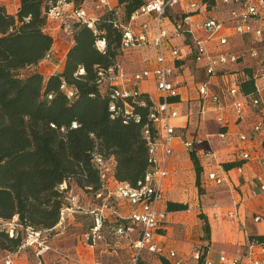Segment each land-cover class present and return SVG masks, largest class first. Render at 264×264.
<instances>
[{
	"label": "trees",
	"instance_id": "trees-1",
	"mask_svg": "<svg viewBox=\"0 0 264 264\" xmlns=\"http://www.w3.org/2000/svg\"><path fill=\"white\" fill-rule=\"evenodd\" d=\"M55 1L20 0L16 14H9L0 6V253L3 256L24 251L20 248L25 228L49 232L59 225L62 211L69 205L66 193L72 189V182L95 200L103 186L101 170L95 162L97 155L112 159L113 178L133 187L151 169L144 131L148 128L154 136L157 133L150 119L155 102L148 94L130 101L133 115L141 120L125 123L122 115L110 109L112 102L122 105L121 100L113 99L117 87L99 84L100 72L117 68L123 54V31L115 24L128 23L143 1L118 0L120 15L116 11L103 14L97 22V34L87 25L70 20L74 45L67 53L63 70L45 80L36 68L46 62L49 52H55L54 38L46 32L50 22L47 12ZM69 1L78 8L84 2ZM205 2L209 10L216 5L215 0ZM101 40L106 41L103 50L97 46ZM51 62L58 63L55 53ZM80 69H84L83 75L79 74ZM242 74V93H254L256 70L244 68ZM64 84L66 89L62 90ZM170 101L175 102L176 98ZM74 123L79 125L77 129L72 127ZM197 153V150L191 153V160L200 177L204 165ZM64 183L67 190L61 191ZM97 201L92 208L103 204L102 200ZM106 205L103 229L111 223L115 233L120 224H127L120 216L129 217L132 206L113 200ZM186 209L184 204L170 202L166 211ZM14 217L18 222L11 238L7 224ZM91 220L88 231L93 226L92 216ZM205 231L209 237L208 222ZM251 239L264 242V237L251 236Z\"/></svg>",
	"mask_w": 264,
	"mask_h": 264
},
{
	"label": "built area",
	"instance_id": "built-area-1",
	"mask_svg": "<svg viewBox=\"0 0 264 264\" xmlns=\"http://www.w3.org/2000/svg\"><path fill=\"white\" fill-rule=\"evenodd\" d=\"M143 5L135 11L129 22L116 23L115 27L123 31L122 51L127 52L133 49H142L145 47L153 48L156 52V67L153 70L140 71L132 75L131 78L125 77L119 69L111 67L107 72H100L99 84H113L117 88L114 90L113 99L121 100L122 105L117 106L115 102L111 103L110 109L116 115H122L125 123L131 119L140 122L139 116L133 115V106L130 101H135L140 96V92L127 90L125 86L133 83L138 84L143 80L154 76L156 79V89L161 94L160 100L155 102L150 119L157 128L154 136L151 131L146 128L144 135L149 147V161L151 163L150 171L145 175L144 179L133 187L128 183H119L113 178L114 164L112 159L106 160L100 155L95 157L96 164L101 170V180L103 182L102 189L96 193L95 199L102 200L103 204L96 206L90 210H86L78 196L69 194L67 200L69 205L62 211L59 225L66 222L68 214L85 211L93 217V226L90 231L83 235V240L87 246L94 248L102 240V231L105 223L104 212L107 209L106 202L113 200L116 202H125L135 208L129 217L120 216L127 224H120L115 234L121 238L132 239V235L137 237L132 241L133 254L130 264H140L141 258L145 253L163 257L169 264H186V260L182 258L176 251H170L167 256L164 254L163 246L158 242L157 237L160 234L163 223L166 221L167 212L160 209V205L164 198V182L168 177V161L173 154V142L176 138L175 127L172 121L178 118L177 110H172L174 104L170 101L172 98L180 96L179 85L174 81L173 76L176 70L175 64L182 61L179 50L172 49L171 58L167 52L168 40L170 32L162 28V21L174 10L177 3L183 1L186 12L182 15L177 14V18L181 20H172L175 24L172 36L180 38L185 37L192 42L195 54L194 60L197 64H203L205 78L198 85V94L202 102L201 115L204 116L208 112L220 113L217 118L220 124L225 125V115L227 109H232L237 116L242 115L247 109L255 111L259 119L253 124L252 131L254 134L264 133V61H261L260 69L256 72V90L252 94H243L241 91V78L236 73H228V67L238 65L240 58L236 53L228 51L211 52L208 49L209 42L216 40L219 47L224 48L231 44L230 38L227 36H219L224 31L235 34V37L246 38L254 43L264 46V0H215L216 5L213 9L221 7L227 12L225 18L217 16H209L202 23L193 24V15L200 14L203 10L208 13L205 0H142ZM118 3L115 0H94L91 7L81 3V7H76L73 1L56 0L51 4L47 12L49 20L60 23L61 29L72 34L70 20L79 21L87 25L90 29L95 30L100 17L108 11H116L119 14ZM95 13L90 14L89 10ZM153 16L154 29H151L149 22H142L136 25L139 18ZM199 33H205L204 37H199ZM98 48L103 50L106 47V41L101 40L97 44ZM55 53V52H54ZM54 53L49 52L46 62H51ZM252 59L259 60V51L251 48L246 53ZM249 54V55H248ZM84 69H80L79 74L83 75ZM222 78V83H218L216 78ZM133 79V80H132ZM121 82L124 90L120 89ZM66 89V85H62V90ZM216 90H220L216 92ZM225 96L223 101L221 96ZM73 97V92H70ZM52 96H49L51 99ZM77 129L79 125L74 123L72 126ZM228 126L225 125L224 128ZM219 136L226 138V132L221 131ZM239 139L247 142L251 136L240 134ZM203 143L198 140L197 144ZM193 143H185L186 148H190ZM206 158L214 157L212 151L204 153ZM251 152H242L240 157L242 160H250ZM264 166V160L261 162ZM241 172V169H239ZM208 181L221 185L226 181L225 176H221L217 172L208 174ZM258 183V191L255 195L264 194V172L258 175L256 179ZM112 184L113 187H112ZM61 191L67 190V184L60 186ZM256 222L264 221V218L258 216ZM18 218L9 222V236H15V227ZM48 231H37L31 227L25 228L24 240L20 250L32 248L35 250L38 262L35 264H45L43 257L51 250V246L47 242ZM207 252L195 251L193 260L197 264H264V242L257 239H251L248 245V251L243 256L228 257L222 253L219 261L216 263L206 259ZM203 256H206L202 261ZM13 254H7L2 262L4 264H13Z\"/></svg>",
	"mask_w": 264,
	"mask_h": 264
},
{
	"label": "crops",
	"instance_id": "crops-1",
	"mask_svg": "<svg viewBox=\"0 0 264 264\" xmlns=\"http://www.w3.org/2000/svg\"><path fill=\"white\" fill-rule=\"evenodd\" d=\"M116 1L118 3V0ZM83 3L85 6L91 7L94 0L93 2L92 0H84ZM0 6L5 7L9 14H16L21 7V2L20 0H0ZM215 9L219 10L220 15L209 12L208 16H217L220 18H225L227 16L225 9L221 7ZM169 16L174 18L173 10L170 11ZM153 19V16H148L144 20L145 22H149L152 30L154 29ZM46 32L54 38L53 49L58 63L44 62L36 68V70L44 76L45 80L53 74L63 70L67 53L74 45L72 34L61 29L59 22L50 20L46 27ZM170 36L172 37V35ZM189 44H192V42L187 39L185 42L176 38H169L168 40L167 52L169 57L171 58L170 50L178 48L182 61L175 64L176 70L173 76L174 81L179 85L180 96L173 102L174 104L171 106V109L177 110L179 116L172 121V126L175 127L176 131V138L173 142V154L169 158L167 165L169 175L164 182V198L160 205V209H165L164 200L166 189L175 186L178 182L175 175L179 172V161H181V156L179 152L176 151L179 149L182 136L186 138V141L183 142L184 146L185 143H193L190 148L186 149H190L192 152L197 150L198 156L201 155V150L199 149L200 145H202L204 153L206 151H212L214 154L212 158L215 159L213 164L207 167L202 162L204 165L202 188L207 190L212 189L215 191L214 193L216 195L213 199H211L209 195L206 196V200H203L202 210L210 226V246L206 259L217 263L222 253H225L228 257L245 255L248 251L251 236L264 237V221H255V218L258 216L264 218V194L255 195L258 191L256 179L258 175L264 172V166L261 164L264 160V133L259 135L253 133L252 126L259 117L252 109H247L240 116H237L232 109H227L226 112L223 113L226 120L225 125L228 126L227 128H224L225 125L220 124L217 120L220 113L208 112L204 116L201 115L202 102L198 94V85L205 78V71L203 69V64H197L194 60V47L193 50L185 47ZM207 46L209 51L214 53L227 51V49H224L226 47H219L216 40L209 42ZM183 47L185 49H181ZM125 53L127 54L120 59L119 69L127 78H131L132 75L137 72L153 70L156 67V52L153 48L145 47L142 49H133ZM191 53H193V56H190ZM190 59L195 65L194 69L196 70L190 69L187 64ZM232 67H237V65H232L228 68L231 69ZM215 80H217V78ZM218 83H222V78L218 79ZM130 84L131 86H125L127 90L148 94L155 102L160 100L161 94L156 89V79L154 76L138 84ZM215 91L220 93V90L215 89ZM221 97L225 102V96L223 95ZM190 103L196 104V111H192ZM213 126L217 131H210V127L212 128ZM221 131L226 132L225 139L219 136ZM248 131L250 133H247ZM240 134L251 136V139L247 142H242L239 139ZM198 140H202L203 143L197 144ZM243 143L246 144L243 145ZM242 152H251V159L242 160L240 157ZM239 169H241V172ZM210 172H217L220 177L225 176L226 181L221 185L208 181V174ZM113 185L114 184H112V187ZM173 196H175V194H173ZM121 203L125 206L127 205L125 202ZM134 211H136L135 208L130 207L127 216L131 215L130 213ZM166 212V221L163 223L160 234L157 237L158 242L164 248L165 256H167L170 251H176L182 258L183 255L190 256L193 251L189 244L175 241L173 243L171 241L167 242L165 233L167 231L166 227L170 223L169 216L173 223H177L181 217L177 215L179 212ZM70 216L71 215L68 214L67 218ZM82 241L84 242V240ZM27 251L24 250L18 254H14L12 257L13 264H27ZM83 252L84 250L82 253ZM49 254L50 253L45 254L44 259ZM76 254H79L78 251H76ZM88 254L87 252L85 257L87 260ZM4 257L5 256H3L2 259ZM160 258L165 259L163 257ZM0 264L4 263L0 262ZM45 264L47 263L45 262ZM186 264H197V262H195L192 257V260H186Z\"/></svg>",
	"mask_w": 264,
	"mask_h": 264
},
{
	"label": "rangeland",
	"instance_id": "rangeland-1",
	"mask_svg": "<svg viewBox=\"0 0 264 264\" xmlns=\"http://www.w3.org/2000/svg\"><path fill=\"white\" fill-rule=\"evenodd\" d=\"M173 12V19L181 20V18H177L176 14L182 15L183 12H186L185 4L183 3V1L177 3ZM211 12L215 15H220L219 10L217 9H213L211 10ZM89 13L94 14L95 12L91 9L89 10ZM123 16L124 13L122 12L121 17ZM205 17H209L206 10H203L200 14H194L193 24L202 23ZM144 20V17L139 18L136 22V25L141 24V22H143ZM174 26L175 24L172 18L167 15L166 18L162 21V28L168 30L171 35ZM71 30L73 31L72 28ZM222 35L227 36L231 41V44L224 49H227L228 52L236 53V55L238 56H246L241 59L237 67H232L233 69L228 68V73H236L241 77L242 70H244V68H254L256 72L260 69L261 61H264V46L256 44L252 40H248L246 38L235 37L234 32L230 34L224 31L219 36ZM71 36H73V34ZM198 36L204 37L205 33H199ZM170 38H176L184 42L186 40L185 37L177 38L174 36H170ZM193 45L194 44H189L185 47L193 50ZM251 48H255L259 51L261 59L255 60L247 56L246 53H248ZM176 49L179 50L178 48ZM181 49L185 48L183 47ZM126 54L127 53L123 52L122 56L119 57L118 62H120V59H122V57H124ZM190 56H193V53H191ZM187 64L189 65L190 69L195 68V65L192 63L191 59L187 62ZM218 79L219 78H217V80ZM119 84L120 89L124 90V85L121 82H119ZM127 85L131 86V84ZM190 106L192 107V111H196L195 103H190ZM214 128V126L212 128L210 127V131H217V129L215 130ZM247 133L250 132L248 131ZM184 141H186V138L185 136H182V141H180L179 143V149L177 148L178 151H176L179 152L181 156V161H179V172L175 175V177L178 179V182L175 186L168 187L166 189L164 210H167L168 204L170 202L184 204L187 209L183 211H176L179 212L177 213V215L181 217L179 218V221L177 223L171 222L169 216L170 223L166 227L167 231L165 235L167 238V242L171 241L173 243L175 241L178 243L189 244L193 252L190 256L183 255V258H185L186 260H192L195 251H203L205 250V247L210 244L208 234L205 231L207 218L205 217V213L202 210V205L204 203L203 200H206L207 195H209V197L213 199L215 198L216 194L212 189L207 190L205 188H202L203 172L201 173L200 177L197 176L194 163L191 161L192 151L190 149H186L183 144ZM245 144L246 143H243V145ZM199 149L201 150V155L199 156L202 158L201 160L203 164L207 167L210 164H213L215 159L206 158L204 156L202 145H200ZM69 194L78 196L81 204L86 210H90L92 209V206L98 204V201L96 199H93L92 194L80 190V188H78L73 182L72 189L66 193V197ZM173 194H175V196H173ZM91 224V216L87 215L85 211H81L76 212L75 214H71V216L66 219V222L63 225H58L53 231H49L46 234L47 242L48 245L51 246L52 251L48 252L50 254L46 256L45 259L44 257L42 258L43 262H46L47 264H130L133 254L132 241L135 240L137 235H132V239L121 238L114 233L113 225H111V223H108L102 231V240L98 243L97 246L94 247V249H90L91 247L89 248V246H87V244H85L82 240L83 235L88 232ZM23 250L27 251V249ZM83 250L84 252L82 253ZM76 251H78V255L76 254ZM87 252L89 253L88 260L85 258ZM26 256L28 259L27 264H34L38 262V258L36 257L34 249L28 248ZM2 257L3 254L0 253L1 263ZM140 264L169 263L165 259H161L160 257L158 258L155 255L145 253L141 258Z\"/></svg>",
	"mask_w": 264,
	"mask_h": 264
}]
</instances>
